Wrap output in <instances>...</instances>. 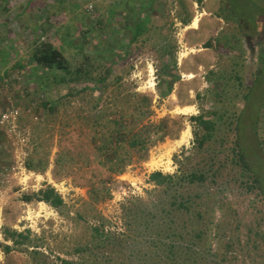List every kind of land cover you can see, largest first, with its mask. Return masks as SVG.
<instances>
[{"label":"rangeland","instance_id":"obj_1","mask_svg":"<svg viewBox=\"0 0 264 264\" xmlns=\"http://www.w3.org/2000/svg\"><path fill=\"white\" fill-rule=\"evenodd\" d=\"M149 8L151 28L134 37ZM0 9V264H264V0H0ZM41 41L80 70L77 81L35 66ZM173 60L167 90L161 75ZM243 108L253 176L234 151ZM199 114L216 129L196 150ZM148 125L164 135L152 140ZM134 136L148 138L145 148L130 145ZM184 169L203 170L206 181L168 192L149 181ZM49 186L60 207L24 199ZM96 186L110 196L97 198ZM181 192L197 195L190 213L155 209ZM131 201L139 213L129 219ZM7 229L23 243L5 238Z\"/></svg>","mask_w":264,"mask_h":264},{"label":"trees","instance_id":"obj_2","mask_svg":"<svg viewBox=\"0 0 264 264\" xmlns=\"http://www.w3.org/2000/svg\"><path fill=\"white\" fill-rule=\"evenodd\" d=\"M263 1V0H262ZM149 2V1H148ZM147 2V4H148ZM146 7V5H144ZM263 10V9H262ZM264 11V10H263ZM155 15H152V10L151 8H149L148 12L142 17L139 18V22H136V26L134 27V29H132V33L133 36H138L144 40V37L146 35V33L148 32L149 27L151 28V26L148 24L149 21L151 20L152 17H154ZM184 21V20H183ZM240 22L245 21L243 18L239 19ZM188 21H184V24H187ZM242 25V24H240ZM264 43V41H263ZM169 54H171L170 52H167V57L170 56ZM2 58V56L0 57ZM31 61L35 64L36 67L38 68H42V69H46V70H50L48 73L51 72V70H60L62 71V73L64 74V79L62 80L63 82H71V81H77L79 79V75H77V73L79 74L80 70H77L74 72H72L69 69V66L67 64V61L65 59V57L63 56V54L60 52L59 49H57L52 43L50 42H38L37 46L34 48L32 56H31ZM176 61L173 60V67H170L167 64H165V68L163 70V73L161 75V77L165 78L166 80L164 81L167 85V90H170L172 88V82H175V78H176V72H175V65ZM171 68H173L171 70ZM69 76V77H68ZM260 77V76H259ZM259 77L256 76L254 79V84L252 86V88H249L247 90V92L244 93L243 95V99H244V103H245V107L246 105L251 101V99H253V97L255 96V92H256V86L255 84L260 83L258 82ZM162 78V79H163ZM90 79V78H89ZM90 81H92V79H90ZM97 82L102 81L100 79L96 80ZM90 90H94L93 88ZM65 97H68V95H66ZM44 106L46 104H43ZM256 110L258 111V108H256ZM214 113V112H212ZM245 108L242 109L241 113L238 115V117H236V122H235V133H236V142H235V150L233 148V150L235 151L236 154V158H237V162L238 164H242L243 168L242 170L248 171V173H253L252 168H249V166L247 165L246 162V158L245 156L247 155L244 149V146L242 144V137L240 135V130L243 128V119L245 117ZM191 122L193 123V125L197 126L198 128H201V130H204L203 135L199 136L198 133L194 132V136H195V148L196 150H201L202 146L209 141L210 139H212V131L216 129V124L213 120L206 118V116L203 114H199L196 116H192L191 117ZM242 125V126H241ZM253 126H255V122L253 124ZM146 127V132L151 135H153L152 140H155L157 138H161L160 135H164V133L162 132L161 129L156 128V126L153 125H148L145 126ZM136 135V134H134ZM135 138H133L132 140H129V143L131 146L135 147L139 144H141L144 148H145V141H148V138H146V140L144 142H142V140L138 141V139L136 138V136H134ZM238 137V138H237ZM113 139V137L110 136L109 140L106 141L105 144H102L99 147L100 151H103V153L108 152L110 150H105L107 149L111 143V140ZM114 139L116 140L117 137H114ZM121 141L120 137L119 139H117V142ZM114 154V153H112ZM118 156L116 154L112 155L111 158H106L107 161L112 162L113 158H117ZM119 160V158H118ZM124 166L121 165L117 167V169L115 170L116 172H122ZM189 170V171H188ZM184 169V170H180L178 172H176V174H163L160 171H156V172H152L149 176V181L156 187H161L163 188V190H166L167 192L172 189L175 188V186H180V187H184V184L187 185H194V184H201L204 183L206 181V177L207 174L203 171V170H197V169ZM253 176V175H252ZM176 182L177 185H175L174 183ZM254 184H257L259 182V179L257 177H255L253 179ZM261 191H263L262 188H260ZM154 191V190H153ZM92 194H95V196L97 198H105L107 196H110L108 189L103 188V187H99L96 186L93 188L92 190ZM197 197V195L195 196ZM193 195H187L184 196V194H182V192L180 193L179 198L176 197H171L166 208L162 205H158L155 204V209L159 210L160 212L166 214L167 212H169L170 214L173 212L176 213H181V214H185V213H190L191 209H192V205H193V198H195ZM24 199L26 201H30L32 199H36L37 201H42L45 202L46 204L54 207V208H58L60 207L63 202L61 197L55 192V190L52 187H47L46 189H42L39 190V192L37 194H34L32 196L27 195L24 197ZM136 201V200H134ZM134 201H131L130 203L133 202V205L127 209H125V215L131 219L130 216H134L133 214H138L139 213V208L136 206V204L134 203ZM169 207V208H168ZM168 208V209H167ZM147 207H145L144 210H140L141 213L143 214V216H146V211ZM197 222H199V219L202 218L201 215V211L197 210ZM146 223H150V222H146ZM166 225L169 227H171V231L172 230H177V229H173V225L172 223L170 224L169 222L166 223ZM95 231H98V229H95ZM193 234V237H198L200 238L201 232H191V235ZM5 238L10 239L13 241V243L20 245L23 243L24 236L22 233H19L17 231H11L10 229L5 230ZM19 239V240H18ZM197 239V238H196ZM9 248H7L8 250ZM35 251V250H34ZM36 253V252H35ZM65 264H72V263H68L65 262Z\"/></svg>","mask_w":264,"mask_h":264},{"label":"bare ground","instance_id":"obj_3","mask_svg":"<svg viewBox=\"0 0 264 264\" xmlns=\"http://www.w3.org/2000/svg\"><path fill=\"white\" fill-rule=\"evenodd\" d=\"M200 18V17H199ZM197 23H198V18L197 17H195L194 19H193V21H192V23H191V27L192 28H196L197 27ZM194 76L193 75H189V78H193ZM152 90V89H151ZM171 96V95H170ZM189 109V107H186L185 109H182L183 111H187ZM187 136H188V134H187V132H184L183 134H182V136H181V138H180V140L178 141V143L180 144V143H182V142H184L185 140H186V138H187ZM174 145V144H173ZM171 147V146H170ZM176 148V147H175Z\"/></svg>","mask_w":264,"mask_h":264},{"label":"crops","instance_id":"obj_4","mask_svg":"<svg viewBox=\"0 0 264 264\" xmlns=\"http://www.w3.org/2000/svg\"><path fill=\"white\" fill-rule=\"evenodd\" d=\"M143 6H144V4H142ZM145 7V6H144ZM1 10V9H0ZM203 17V16H202ZM9 22L11 23V24H13V22L9 19V18H5V20H4V23H7V24H9ZM187 24H189L188 22H187ZM6 25V24H5ZM160 25H163L162 23L160 24ZM186 25V24H185ZM184 25V26H185ZM187 28H189V29H191L190 31H192V32H196L197 30H198V28H199V24H197V27L196 28H192L191 26H188ZM187 79H189V80H191L192 78H187ZM183 107H185V106H183ZM182 107V108H183Z\"/></svg>","mask_w":264,"mask_h":264},{"label":"flooded vegetation","instance_id":"obj_5","mask_svg":"<svg viewBox=\"0 0 264 264\" xmlns=\"http://www.w3.org/2000/svg\"><path fill=\"white\" fill-rule=\"evenodd\" d=\"M247 37V42H249V40H251L250 36H246Z\"/></svg>","mask_w":264,"mask_h":264},{"label":"built area","instance_id":"obj_6","mask_svg":"<svg viewBox=\"0 0 264 264\" xmlns=\"http://www.w3.org/2000/svg\"><path fill=\"white\" fill-rule=\"evenodd\" d=\"M3 117L6 118V119L8 118V116H6V115H4Z\"/></svg>","mask_w":264,"mask_h":264}]
</instances>
